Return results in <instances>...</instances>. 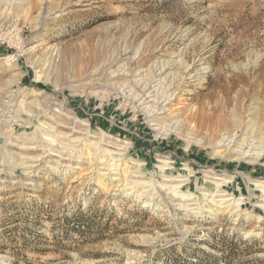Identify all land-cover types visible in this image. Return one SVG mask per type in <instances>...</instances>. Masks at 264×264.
<instances>
[{
	"label": "rangeland",
	"instance_id": "1",
	"mask_svg": "<svg viewBox=\"0 0 264 264\" xmlns=\"http://www.w3.org/2000/svg\"><path fill=\"white\" fill-rule=\"evenodd\" d=\"M138 74L173 132L125 106ZM23 98L0 126V264H264V150L217 146L264 149V0H0V114Z\"/></svg>",
	"mask_w": 264,
	"mask_h": 264
},
{
	"label": "bare ground",
	"instance_id": "2",
	"mask_svg": "<svg viewBox=\"0 0 264 264\" xmlns=\"http://www.w3.org/2000/svg\"><path fill=\"white\" fill-rule=\"evenodd\" d=\"M168 68V67H167ZM101 70V69H100ZM97 72V71H96ZM95 71H94V73H92L93 75L96 73ZM114 72V71H113ZM118 73V72H117ZM152 73V72H151ZM122 75H124V73L122 74ZM139 76V74L138 75H135V80H134V84H131L129 87H127L126 89L128 90V91H126L125 92V94L127 95L126 97H125V102H126V105L125 106H129V105H132L131 107H135V108H138V109H140L141 111H144L145 110V113L148 115V118L150 119V121L149 122H152L155 126H159V128H158V130L160 131V130H162L163 131V133H165V135H166V133L167 134H169L171 131H172V123H171V121H169V120H167V123H165V121H163L162 122V119H164V117H161L160 115H163V114H166L167 112H170V113H168V115L167 116H169V114H171V110H170V108H169V104H170V102H167L166 104L164 103L165 101H167V99L165 100V98H166V96H165V98H164V100L163 101H161L162 99H161V97H159L158 95H157V92L155 91V89H154V87H152L153 85H151V83H153V82H151L150 83V81H147V80H145L143 77L141 78V79H139V80H136V78ZM141 76V75H140ZM152 76V75H151ZM167 76V75H166ZM110 78V77H109ZM112 78V77H111ZM120 78V77H119ZM155 78H156V76H155ZM113 79V78H112ZM130 79V78H129ZM148 79V78H147ZM152 79V78H151ZM154 79V78H153ZM128 81V80H127ZM69 82H74L73 80H70ZM76 82V81H75ZM127 83V82H126ZM79 86H80V84H79ZM126 86V85H125ZM73 87V86H72ZM76 87V86H75ZM78 87V86H77ZM81 87H82V85H81ZM96 87H101V85H97ZM78 89V88H77ZM79 90V89H78ZM124 91H125V89H123ZM26 96H28L29 94H25ZM109 95V94H108ZM162 95V94H161ZM173 96V95H172ZM22 97H25V96H22ZM103 97V96H102ZM169 97V96H168ZM7 100H8V102L9 101H12L13 99L11 98V94H8L7 95ZM12 99V100H11ZM159 100L161 101V102H159ZM6 104V103H5ZM164 104V105H163ZM20 106H22V109H24V112L25 113H32V114H34V111L33 110H31V108H32V106H31V102H26L25 100H24V98H23V101H21V103L18 105V109H16V110H13V108H10L11 106H7L6 108H3V110H1V114H0V126H5V124L6 123H9V120H5V113H9V114H12L11 116H12V121L14 120V118H16L17 119V112H18V110H19V107ZM59 107V106H58ZM17 108V107H16ZM50 108V107H49ZM196 109V108H195ZM5 111V112H4ZM52 112H54V109H52L51 110ZM50 111V112H51ZM203 111V110H202ZM190 113H192L191 111H190ZM189 113V116L191 115ZM199 113V112H198ZM203 113H204V111H203ZM203 113H200L199 114V117L198 116H194V117H191V120H194V122H193V124L194 123H196V124H201V123H203L204 122V119L206 120V118H204V117H206V116H202V114ZM198 115V114H197ZM205 115V114H204ZM166 116V117H167ZM2 117H4V118H2ZM9 117V116H8ZM63 117H64V115H63ZM204 118V119H203ZM207 118H208V116H207ZM211 118V117H210ZM9 119V118H8ZM189 120L190 119H188V123H189ZM174 121V120H173ZM172 121V122H173ZM187 122V121H186ZM206 122V121H205ZM171 123V124H170ZM191 123V122H190ZM192 125V124H191ZM82 126H85V125H82ZM7 127V126H6ZM86 127V126H85ZM194 127V126H193ZM192 127V128H193ZM1 128V127H0ZM195 128V127H194ZM80 130H82L81 132H84L85 133V135H88V132H87V130L86 129H80ZM161 131V132H162ZM174 131V130H173ZM172 131V132H173ZM179 132V131H178ZM175 133V132H174ZM177 133V132H176ZM1 135V134H0ZM83 135V134H82ZM89 137H92V138H94L93 136H89ZM180 137V136H179ZM69 141V140H68ZM72 141V140H71ZM74 141H79V138H75L74 139ZM119 142V141H118ZM223 142H227L226 143V145H225V143H223ZM119 143H121V142H119ZM188 143V142H187ZM230 143H232V141L231 140H229V137L228 138H226L225 140H223V139H221V141H219L218 143H217V146L218 145H221L220 147H224V148H226V150H227V156H225V158L226 159H224L225 161L224 162H226L227 160H229L231 157H232V154H236V159L237 160H239V159H242V157L245 155V157H249V156H251V157H254V158H256V159H260L261 157V155H260V153L259 152H263V150L264 149H259L258 147H257V152H258V150H259V152L257 153H251V150L250 151H244V150H242V148H243V146L244 145H242L243 143H241V145H240V143L239 144H237V145H239V146H233L234 148L232 149V148H230ZM23 144V143H22ZM91 144H93V143H89V144H87L86 145V150H85V152L89 155V154H91V158H93V160L95 161V165H96V167H95V170L99 167H97V164H102L103 165V163H105V161H106V159H107V155H104V153H103V150L102 149H100V148H98V147H96L95 149L93 148V147H91ZM112 144V146H114V148L115 149H117V150H122L123 149V147H122V145H118L117 143H111ZM230 144V145H229ZM69 146V145H68ZM250 146V145H249ZM249 146H246L247 148H249ZM61 147H63V148H61ZM66 146L65 145H62V144H59V148H61V149H64ZM22 148V147H21ZM61 149H59V150H61ZM250 149V148H249ZM58 149H55V150H53L54 152H56ZM90 150V151H89ZM99 152L100 153V155L99 156H97L96 154H92V152ZM59 152V151H58ZM82 152V151H81ZM97 152V153H98ZM61 152H59V154H60ZM63 153H65V152H63ZM63 153H61L60 154V160L61 161H69V162H67L68 164H70L71 163V160L72 161H74V157H71L72 156V151H70L69 152V154H63ZM107 154V153H106ZM109 154V153H108ZM262 154V153H261ZM82 155V154H81ZM58 156V155H57ZM65 156H70V157H65ZM240 157V158H239ZM58 158V157H57ZM72 158V159H71ZM222 158V157H221ZM220 158V159H221ZM234 158H235V156H234ZM105 159V161H103ZM99 160H101L100 162H99ZM223 160V159H222ZM222 162V161H221ZM58 165H59V163H58ZM65 165V164H64ZM63 165V166H64ZM71 165V164H70ZM105 165V164H104ZM63 168H65V167H63ZM67 168V167H66ZM101 169H103V168H101ZM105 169V168H104ZM58 170V169H57ZM99 170H100V168H99ZM97 173V172H96ZM120 173V172H119ZM117 174L118 176L120 175V178H122V182H126L127 181V177H125V174L124 173H122V174ZM103 175V174H102ZM214 178V180H221V179H218L219 177H213ZM212 178V179H213ZM120 181H121V179H119ZM182 181H184V180H179V182H182ZM99 184V183H98ZM137 184V183H136ZM136 184H132L131 183V185H136ZM128 185H130V183L128 184ZM139 185V184H138ZM171 188H173V187H171ZM135 189V188H134ZM138 189V188H137ZM151 191V190H150ZM216 191V190H215ZM132 192V191H131ZM130 191H129V193H131ZM217 192H221V193H217L216 195H218V196H220V197H223L221 200H216L215 202L216 203H222V204H226V203H228V202H230V201H232V199L233 198H231V197H229L230 195L229 194H226L224 191H217ZM141 196V195H140ZM191 196V195H190ZM217 196V197H218ZM228 196V197H227ZM137 197V196H136ZM146 197V196H145ZM184 197V196H183ZM227 197V198H226ZM179 198V197H178ZM138 199V198H137ZM180 199V198H179ZM191 199H193V198H189V196L188 197H186V202L187 201H189V200H191ZM172 200V199H171ZM241 200V199H240ZM196 201V200H195ZM150 201H145V202H143V207H149L150 206ZM232 203H234V202H232ZM232 203H229L228 205H226V206H223L224 208V210L226 209V208H228V207H231V209L230 210H232V209H234L233 207H238L239 205H235V206H233V204ZM207 204L209 205V203L207 202ZM221 204V205H222ZM231 204V205H230ZM179 206V205H178ZM184 207V206H183ZM188 208V207H187ZM263 208H264V206H263ZM202 209V208H201ZM221 210V209H220ZM236 210V209H235ZM188 211V210H187Z\"/></svg>",
	"mask_w": 264,
	"mask_h": 264
},
{
	"label": "trees",
	"instance_id": "3",
	"mask_svg": "<svg viewBox=\"0 0 264 264\" xmlns=\"http://www.w3.org/2000/svg\"><path fill=\"white\" fill-rule=\"evenodd\" d=\"M36 87H38V88H39V87H42V85L38 84V85H36Z\"/></svg>",
	"mask_w": 264,
	"mask_h": 264
}]
</instances>
